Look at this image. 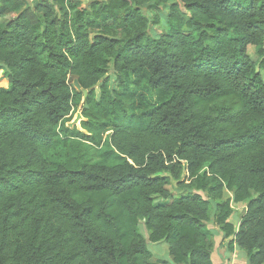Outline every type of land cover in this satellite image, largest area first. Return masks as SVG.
<instances>
[{
    "label": "trees",
    "instance_id": "16d2710c",
    "mask_svg": "<svg viewBox=\"0 0 264 264\" xmlns=\"http://www.w3.org/2000/svg\"><path fill=\"white\" fill-rule=\"evenodd\" d=\"M170 2L152 37L142 10ZM78 9L40 0L0 26V264H214L212 221L264 264V0ZM140 88L156 103L137 112Z\"/></svg>",
    "mask_w": 264,
    "mask_h": 264
},
{
    "label": "rangeland",
    "instance_id": "374dc122",
    "mask_svg": "<svg viewBox=\"0 0 264 264\" xmlns=\"http://www.w3.org/2000/svg\"><path fill=\"white\" fill-rule=\"evenodd\" d=\"M40 0H0V26L4 27L6 25V23H8L12 18H14V16L18 13L15 12V8L17 6H31L33 7L34 4ZM74 2H76L79 5V11L82 10H86V11H90L91 7L94 3L96 2H103V0H73ZM173 2H170L166 7H162L159 10H151L148 7H145L142 12L143 14L148 17L152 24L150 26V34L152 37H160L162 34H166L167 32V15H168V9L170 7V5ZM182 7V5H181ZM55 8V12H56V17L58 19H60V13L58 11V9L54 6ZM183 8V7H182ZM155 16H158L160 19V23L158 25H156L154 23L155 20ZM249 55L251 56V58L260 63L261 59L258 58L257 56V50L254 47H250L249 48ZM259 73L263 76L264 78V70H262L261 68H258ZM5 71L0 70V87H9L8 82L5 79ZM109 76L111 77L112 83H117V78L116 75L111 71ZM127 80L128 83H134L136 81L135 76L131 75L129 77V75H125L124 76ZM70 84L72 87L77 88V84L75 82L74 79L70 80ZM145 87V85H144ZM147 89V88H146ZM140 95H144L147 99L148 102H152V103H156V96L154 93H151L148 89L147 90H142L141 88L139 89V91L137 92V94L131 98V100H129L128 105L130 103L133 102V109L136 110L137 112L139 111V103H140ZM170 190L172 191L174 196L178 195V191L176 189V184L173 183V185L171 186ZM225 199L226 200H232V195L230 193H226L225 194ZM232 208L234 209V215L230 220V223L233 224L234 228L236 230H238L239 225H240V221L242 219V217L245 215L246 213V204H235V203H231ZM209 228L216 230L217 228L214 225V222L212 221L209 224ZM141 231L145 237V239H147V247L148 250L153 254V261L154 262H163V261H171V258L169 256V251H168V246L166 243L162 242V243H150L149 242V236L147 231L145 230V228L142 226ZM219 232V231H218ZM214 249L215 252H217L218 247H220V239L215 236L214 237ZM225 245H221V247H227L226 242L224 243ZM239 252L243 255H245L244 251L239 250Z\"/></svg>",
    "mask_w": 264,
    "mask_h": 264
},
{
    "label": "crops",
    "instance_id": "0c3cea01",
    "mask_svg": "<svg viewBox=\"0 0 264 264\" xmlns=\"http://www.w3.org/2000/svg\"><path fill=\"white\" fill-rule=\"evenodd\" d=\"M219 231V229H216ZM217 237L220 239V247H218L217 252H213L212 260L214 264H247L246 256H243L239 249L235 248L233 251L228 249L229 240H224V235L221 232H218ZM226 242L227 247H221V245H225Z\"/></svg>",
    "mask_w": 264,
    "mask_h": 264
},
{
    "label": "water",
    "instance_id": "95a60500",
    "mask_svg": "<svg viewBox=\"0 0 264 264\" xmlns=\"http://www.w3.org/2000/svg\"><path fill=\"white\" fill-rule=\"evenodd\" d=\"M84 95L86 96L87 95V92H85ZM80 118H81V116L79 115L78 118H77V120L75 121V124H78Z\"/></svg>",
    "mask_w": 264,
    "mask_h": 264
},
{
    "label": "built area",
    "instance_id": "2783aa9c",
    "mask_svg": "<svg viewBox=\"0 0 264 264\" xmlns=\"http://www.w3.org/2000/svg\"><path fill=\"white\" fill-rule=\"evenodd\" d=\"M49 2L53 3L55 0H48Z\"/></svg>",
    "mask_w": 264,
    "mask_h": 264
}]
</instances>
